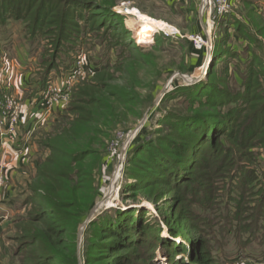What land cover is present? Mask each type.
<instances>
[{
	"label": "rangeland",
	"instance_id": "1",
	"mask_svg": "<svg viewBox=\"0 0 264 264\" xmlns=\"http://www.w3.org/2000/svg\"><path fill=\"white\" fill-rule=\"evenodd\" d=\"M67 1H83L85 6L94 8L90 11L94 29L88 31L87 37L79 34L76 40H65V45L58 43L56 28L60 26L62 8L67 9L68 5L61 2L44 5L46 0H28L24 19L10 18L0 26V95L17 107L21 124L16 144L21 141L24 129V141L29 147L17 157H9L10 148L1 143L7 152L0 160V195L10 200L0 218V264L38 261L39 252L18 251L15 239L24 234V229L46 232V225L35 221L36 215L45 210L39 198L44 194L52 207L62 212L56 222L65 228L58 235L50 234L51 238L58 239L57 247L64 258L72 260L76 256L77 264H102L116 256L98 248L107 237L100 236L90 225L97 216L105 212L109 216L116 211L117 225L131 216L136 225L149 229L148 239L158 236L172 244L177 250L174 260L183 264H197L188 250L198 240L211 246V264H264L261 259L264 245L255 239L242 246L233 232H226L228 225L218 217L228 187L226 177L212 181L211 169L196 168L191 180L205 189L214 182L219 186L221 203L210 207L178 202L174 199L179 191H173L164 178L160 179V171L151 167L147 157L148 154L152 157L151 163L169 159L176 162L174 153L178 154L180 147L173 145L179 142L178 137H173L175 130L198 140V124L205 120L212 125L220 123L232 104L228 101L222 105L221 101L226 96L242 95L240 72L245 71L252 55H257L264 64V0H251L250 4L232 0L229 12L248 24L258 39L259 44L250 48L236 33L233 23L225 29L218 21L209 25L212 16L209 11L213 7L207 4L202 9L203 0ZM102 6H108L110 13ZM38 8H42L40 12ZM141 17L168 25L185 40L159 38L158 35H164L162 31L138 37L136 29ZM107 20L122 37H117L115 43L103 40L111 33L100 28L99 23ZM66 24V28L74 30L71 21ZM193 35H209L211 47L194 48L188 40ZM217 50L221 56L226 50L236 55L228 56L224 65L222 58H214ZM78 56L85 61V73L68 80L67 100L23 128L27 100L38 90L44 92L48 82L59 84L70 62ZM52 63L54 67L44 85L43 79ZM25 80L33 85V91L22 89ZM205 88H210L211 103L199 104L195 98ZM80 90L85 93L81 95ZM216 93L222 98L219 104L212 97ZM251 94L257 99L252 101L242 95L250 110L242 111L238 120L249 116L253 106L264 105V82L253 86ZM197 111L204 118L191 116ZM224 144L235 146L231 140H225ZM57 150L66 152L62 162L55 156ZM249 151L264 157V145H255ZM69 152L84 157L72 159L67 155ZM45 159L49 170L44 169ZM258 169L260 175L262 168ZM42 170L51 174L44 179L48 184L46 190L41 187ZM221 171L228 175L229 168L221 167ZM32 196L37 197L28 201ZM92 210L93 219L86 223ZM183 210L191 212L187 223L178 219ZM19 218L21 222L17 221ZM155 253L152 264H172L169 254L159 248Z\"/></svg>",
	"mask_w": 264,
	"mask_h": 264
},
{
	"label": "trees",
	"instance_id": "2",
	"mask_svg": "<svg viewBox=\"0 0 264 264\" xmlns=\"http://www.w3.org/2000/svg\"><path fill=\"white\" fill-rule=\"evenodd\" d=\"M27 1L0 0V26L6 24L10 18L14 20L24 19L28 9ZM242 1L247 4L251 3V0ZM57 2L68 6L67 9L66 7L62 8L61 21L63 23L60 21L58 24L60 26L56 28L59 29V34L55 38L56 41L58 43L63 42L65 45V40H76L80 35L87 37L88 31L94 29L92 23L94 16L90 14L92 13L90 11L94 8L85 6V2L83 1L67 0H46L44 5L49 3L55 4ZM40 6L43 7L41 4ZM108 8V6H102V9H106V13H110ZM41 9L38 8L37 11L40 12ZM69 21L73 23L74 30L66 28V23ZM111 23L108 20L99 23L101 25L100 28L106 29L105 31H110L111 33L103 37L106 43L110 41L115 43L117 37L122 38L119 37L120 32H115L116 30L112 28ZM231 23L235 25L236 33L247 42L249 48L259 44L257 37L253 36L249 25L242 22L236 15L229 12L218 20V24L222 29H225ZM64 34H66V37H64ZM158 36L162 39H171L163 34ZM177 40L185 39L178 37ZM120 53L122 54L123 50ZM223 55L221 56L220 50H217L214 58H222L224 65H227L228 56L236 55V53L226 50ZM53 65V63L52 65L50 64L47 69V73L43 79L44 85H46L45 81H47L48 75L54 67ZM245 67V71L240 72L242 77L241 87H243L242 95L250 97V100L254 101L257 99V96L252 95L251 90L253 86H260V83L264 82V78L261 77L264 76V64L254 54ZM79 93L82 95L85 91L80 90ZM199 93L201 94L195 98L200 101L199 104L211 103L210 88H205V90ZM242 95L226 96L222 101L219 94L212 95L216 99L215 104H219L220 101L222 105L228 101L232 102V104H229L225 116L222 117L220 123L212 125L211 123H207L206 120H202L206 123L198 124L196 128L199 137L198 140L188 134H180L178 132L179 129L175 130L173 137H178L179 142L173 143V145L177 149L180 147L178 154L176 152L174 153L175 160L177 159L176 162H171L172 160L169 159L163 162L152 161L151 163L152 157L149 154L147 157L150 160L151 167L156 169V172L160 171V179L164 178L165 183L173 191H179V195L174 199L178 202L187 201L189 203H198L210 207L221 203V201H218L219 186H215L214 182L205 189L191 180L190 177L194 174L196 168L211 169V174L213 175L212 181L226 177V186L228 187L226 188V195L223 199L222 210L218 212L219 219L224 220L226 225H228L224 229L226 232H233V236L239 239L242 246L249 244L255 239L258 240V243L264 245V157L262 158L259 152L249 151L255 145H264V129L261 128L264 127V105L258 104L257 106H253L254 108L253 110L251 108L252 112L249 116H246L242 120L239 118L238 120L239 114L242 111L246 110V108L250 110ZM242 102L243 106H241ZM191 116L200 119L202 117L204 118V115L198 111ZM65 117L62 116V118ZM192 123L194 124L195 122L192 121ZM176 128L178 127L176 126ZM256 134H259L258 138ZM225 140H231L235 146L224 144ZM67 155L72 159L84 157L81 153L73 154L69 152ZM55 156L62 162L66 157V152L57 150L55 151ZM46 161L45 159L44 169L49 170L46 166ZM220 166L229 168L228 175L221 171ZM258 167L262 168L260 175L258 174ZM46 170H42L44 178L41 177V180H43L41 187L45 190L48 184L44 179L51 177V174H48ZM67 173L71 174L70 172ZM60 176L64 177V174ZM36 197L32 196L28 201H33ZM39 198L42 204L45 205V210L36 215L35 221H40L45 224L47 227H45L46 232L35 229L28 232V230L24 229V234H21L15 239L18 245V251L39 252L36 264H53L54 262L56 264H77L76 256L72 260L65 259L60 250H58V239L51 238L52 234L58 235L65 230V228H62V225L56 222V219L61 217L62 212L52 207L51 201L48 200L45 194L40 195ZM116 213L119 214L116 211L114 214L108 216L105 212L90 222V225L96 228L100 236H103V238L107 237V240L102 241L98 248H104L105 252L116 254L110 261L102 264H152L158 248L163 253L169 254L172 264H183V261L178 262L174 260L177 255V250H175L172 244L162 240L158 236L148 239L149 229L146 228V225L139 223L136 225L135 219L131 218V216H127L128 218L125 221H121L120 218L119 221L121 223L117 225L118 222H116V219L118 220L119 217L116 218ZM48 219L50 220V224H47ZM178 219L180 223L189 222L191 212L183 210L180 212ZM17 221L21 222L22 218H19ZM232 228L234 229L232 230ZM236 230L238 233H236ZM189 235H192V232ZM179 251L181 252V250ZM188 251V254L193 257L197 264H211L213 261L210 252L211 246L206 244V242L198 240L194 247H191ZM261 255V259H264V250L261 251Z\"/></svg>",
	"mask_w": 264,
	"mask_h": 264
},
{
	"label": "built area",
	"instance_id": "3",
	"mask_svg": "<svg viewBox=\"0 0 264 264\" xmlns=\"http://www.w3.org/2000/svg\"><path fill=\"white\" fill-rule=\"evenodd\" d=\"M202 9L205 8L207 4L213 7V11H209V16H211L212 21H218L222 17H224L227 13H229L230 7L232 6V0H203ZM127 7H124V9ZM201 9V11H202ZM125 11V10H124ZM120 14H125L122 10H119ZM128 15V14H126ZM228 26V25H227ZM226 26V27H227ZM164 33L166 37H182L178 31L176 32H166L164 30H160ZM158 31L157 33H159ZM188 40L192 41L194 48L201 49L203 47H211L212 41L209 35L203 37L201 35H193L188 38ZM85 61L82 57H75L74 61L69 64L66 69V75L59 84H55L54 82H48L46 90L40 93V102L42 104V114L44 115L46 112H50V110L56 105L63 103L67 100L70 86L68 80H75L80 77L83 73H85L84 67ZM17 107L12 103L6 100L4 96L0 95V140L1 143L6 147L13 148L16 143H18V126H20L21 122L19 119V114L17 112ZM17 153H22L23 148H13ZM1 181V180H0Z\"/></svg>",
	"mask_w": 264,
	"mask_h": 264
},
{
	"label": "crops",
	"instance_id": "4",
	"mask_svg": "<svg viewBox=\"0 0 264 264\" xmlns=\"http://www.w3.org/2000/svg\"><path fill=\"white\" fill-rule=\"evenodd\" d=\"M2 28V27H1ZM0 28V29H1ZM57 78V77H56ZM56 78H52V81H55ZM33 85L31 86L28 82V80H25L22 84V89L24 91H33ZM32 88V89H31ZM42 104L40 102V91L38 90V92H36L30 99L27 100V103L25 104V110H24V114L23 117H25L23 119V122H25V126L23 128H25L27 125H32L33 123L37 122L38 120H40L43 117L42 114ZM23 133H21V141L19 142V144H15L14 148L18 147V148H23L25 149L26 143L24 141V129ZM20 133V132H19ZM29 149V147L27 148ZM8 151V152H7ZM7 151H5L2 148L1 145V140H0V160L2 157H5V152H7L9 154V157H17V152L15 150H13V148L8 149ZM8 182V180H6ZM10 200L9 197L7 196H2L0 195V218L2 217L4 211H5V206L6 203Z\"/></svg>",
	"mask_w": 264,
	"mask_h": 264
},
{
	"label": "bare ground",
	"instance_id": "5",
	"mask_svg": "<svg viewBox=\"0 0 264 264\" xmlns=\"http://www.w3.org/2000/svg\"><path fill=\"white\" fill-rule=\"evenodd\" d=\"M137 36L143 38L149 36L152 32L164 30L166 32H173V29L158 20H153L146 17H141L140 23L137 25Z\"/></svg>",
	"mask_w": 264,
	"mask_h": 264
},
{
	"label": "water",
	"instance_id": "6",
	"mask_svg": "<svg viewBox=\"0 0 264 264\" xmlns=\"http://www.w3.org/2000/svg\"><path fill=\"white\" fill-rule=\"evenodd\" d=\"M93 213H94V210H92L91 214L87 217L86 223L90 222L93 219Z\"/></svg>",
	"mask_w": 264,
	"mask_h": 264
}]
</instances>
